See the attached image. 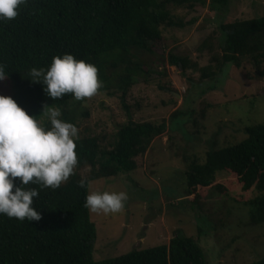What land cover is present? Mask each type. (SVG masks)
Instances as JSON below:
<instances>
[{"label": "trees", "instance_id": "trees-1", "mask_svg": "<svg viewBox=\"0 0 264 264\" xmlns=\"http://www.w3.org/2000/svg\"><path fill=\"white\" fill-rule=\"evenodd\" d=\"M229 0H27L16 18L0 21V65L7 74L0 80V94L12 96L29 114L44 115V106L64 107L77 100L71 93L53 99L42 82H33V67L47 69L54 56L73 54L77 59L94 63L103 82L98 92L116 91L126 111L125 98L138 78L148 76L145 57L153 55L152 43L164 40L162 28L178 26L172 7L192 9L207 5L224 11ZM218 14V13H217ZM219 67L240 64L248 59L264 76V14L259 17L218 24ZM210 44H203L201 48ZM167 62L181 70L196 69L197 62L169 52ZM216 62V63H217ZM207 69V71H205ZM201 76H213L210 66ZM145 79V78H144ZM176 109L171 119L179 115ZM65 121L72 115L62 110ZM165 119L118 124L108 140L88 135L75 141L78 165L74 174L58 188L37 184L34 206L39 220L21 221L0 214V264H208L200 243L180 230L167 244L95 260L93 249L96 225L85 207L89 182L130 172L137 167L152 141L167 130ZM245 137L222 147L210 146L204 159H188L185 169L186 192L192 206L202 210L203 199L210 191L221 195L234 191L236 200L248 206L251 224H264V121L245 127ZM87 167L86 176L79 169ZM218 172L226 173L221 182ZM86 179V186L79 181ZM19 178L16 184L19 185ZM255 193L251 197L249 193ZM246 264H264V255Z\"/></svg>", "mask_w": 264, "mask_h": 264}, {"label": "rangeland", "instance_id": "rangeland-1", "mask_svg": "<svg viewBox=\"0 0 264 264\" xmlns=\"http://www.w3.org/2000/svg\"><path fill=\"white\" fill-rule=\"evenodd\" d=\"M217 13L207 5L172 7V18L181 25L163 27L164 40L152 43L154 54L145 57L150 73L129 89L128 111L116 91L54 107L72 115L80 137L105 136L103 147L116 126L129 118L137 122L163 118L168 125L136 158V169L89 182L88 192L125 191L128 195L119 213L89 210L96 225L95 260L167 244L177 230L200 243L208 264H246L264 255V224L250 223L248 206L235 199L236 191L227 195L210 191L202 210L190 204L186 192L188 159L202 161L210 146L232 145L245 137L246 126L264 121L261 68L248 59L216 67L221 56L218 24L262 16L264 0H229L227 8ZM204 43L212 49L201 48ZM171 51L189 57L198 67L183 71L170 65ZM207 66L214 75L202 77ZM176 109L180 113L172 120ZM40 120L49 124L45 114ZM87 171V167L79 169L82 176ZM217 178L223 182L226 173L218 172Z\"/></svg>", "mask_w": 264, "mask_h": 264}, {"label": "clouds", "instance_id": "clouds-1", "mask_svg": "<svg viewBox=\"0 0 264 264\" xmlns=\"http://www.w3.org/2000/svg\"><path fill=\"white\" fill-rule=\"evenodd\" d=\"M26 2L0 0V21L16 18ZM6 75L0 65V80ZM30 77L33 82H42L53 99L71 93L75 99L83 100L95 95L103 85L97 66L71 53L54 56L47 69L33 67ZM42 113L49 124L29 114L12 96L0 94V214L9 218L39 220L41 213L33 202L39 191L24 186L58 188L74 174L79 163L75 143L80 139L78 126L61 119L58 108L45 105ZM79 184L85 187L86 179L81 178ZM127 199L125 191H90L85 207L94 213H119Z\"/></svg>", "mask_w": 264, "mask_h": 264}]
</instances>
